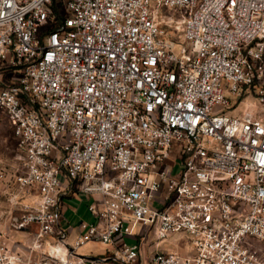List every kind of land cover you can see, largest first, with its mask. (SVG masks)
Returning a JSON list of instances; mask_svg holds the SVG:
<instances>
[{
    "label": "built area",
    "instance_id": "built-area-1",
    "mask_svg": "<svg viewBox=\"0 0 264 264\" xmlns=\"http://www.w3.org/2000/svg\"><path fill=\"white\" fill-rule=\"evenodd\" d=\"M0 109V264H263L264 0H0Z\"/></svg>",
    "mask_w": 264,
    "mask_h": 264
},
{
    "label": "rangeland",
    "instance_id": "rangeland-1",
    "mask_svg": "<svg viewBox=\"0 0 264 264\" xmlns=\"http://www.w3.org/2000/svg\"><path fill=\"white\" fill-rule=\"evenodd\" d=\"M227 97L232 100V104L230 105L227 112L229 114H241L245 110L248 109L249 105L256 106L258 105V100L253 95L249 94L243 97L239 96H231L227 95ZM19 159L16 155V145L15 138L13 136L12 127L8 117L5 112L0 109V164L6 167L10 171L18 170ZM6 188L0 187V211L7 208V197L4 193ZM8 190V189H7ZM126 241L128 243L133 242V237H126ZM183 244V242H182ZM169 246L170 248L175 249L176 243L174 242H165L161 245V247ZM258 249L260 250V257L262 259V263L264 264V246L258 245ZM112 250L110 245L102 244L96 241H89L85 245L81 246L78 249V254L81 256H93L100 257L101 255H105L107 252ZM149 253V252H148ZM141 260H137L131 264H139ZM92 264H117L111 263L110 261L106 262H92ZM144 264V263H142Z\"/></svg>",
    "mask_w": 264,
    "mask_h": 264
},
{
    "label": "crops",
    "instance_id": "crops-1",
    "mask_svg": "<svg viewBox=\"0 0 264 264\" xmlns=\"http://www.w3.org/2000/svg\"><path fill=\"white\" fill-rule=\"evenodd\" d=\"M65 202V210L63 214V226L67 227L70 230V239L75 236L76 232L78 231V225L81 221H86L89 223H94L96 221L95 217L89 212L88 205L90 203V199L84 195L83 193H72V195H67L64 198ZM15 239L21 240V235L15 234ZM172 240L168 241L171 242ZM153 239L148 240L146 251L150 250L149 247L152 246ZM163 244V243H162ZM161 244V245H162ZM176 248H170L168 245L164 247L166 250H177V249H183L186 245L182 244L181 247H178L175 245ZM152 248V247H151ZM144 262H140L139 264H142ZM145 264V263H144Z\"/></svg>",
    "mask_w": 264,
    "mask_h": 264
}]
</instances>
